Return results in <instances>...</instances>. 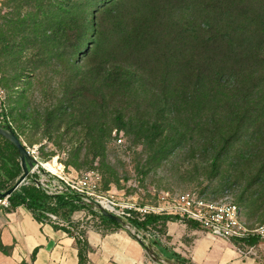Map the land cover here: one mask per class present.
I'll return each mask as SVG.
<instances>
[{
    "label": "rangeland",
    "instance_id": "rangeland-1",
    "mask_svg": "<svg viewBox=\"0 0 264 264\" xmlns=\"http://www.w3.org/2000/svg\"><path fill=\"white\" fill-rule=\"evenodd\" d=\"M228 24L249 26L242 43L219 39ZM0 112L40 162L86 175L95 194L185 217L177 196L189 192L235 204L253 233L264 220V0H0ZM79 210L55 215L83 239L113 228L138 243L133 226ZM174 221L184 233L145 227L162 253L148 264H194L206 248L207 228ZM248 247L233 245L264 264Z\"/></svg>",
    "mask_w": 264,
    "mask_h": 264
},
{
    "label": "crops",
    "instance_id": "crops-1",
    "mask_svg": "<svg viewBox=\"0 0 264 264\" xmlns=\"http://www.w3.org/2000/svg\"><path fill=\"white\" fill-rule=\"evenodd\" d=\"M78 213L80 210L73 212L71 219ZM174 222L166 221L169 232L180 228L184 233L185 229ZM207 237L211 247L202 241L206 248L199 247L190 254L192 263L257 264L253 258L238 254L228 239L210 234ZM84 240L90 248L89 264H148L144 248L123 230L90 227L84 232ZM0 243L7 247V253L0 252V264H77L74 237L49 222L36 221L22 204L14 208L0 205ZM248 248L251 253L261 251L264 255V241Z\"/></svg>",
    "mask_w": 264,
    "mask_h": 264
},
{
    "label": "built area",
    "instance_id": "built-area-1",
    "mask_svg": "<svg viewBox=\"0 0 264 264\" xmlns=\"http://www.w3.org/2000/svg\"><path fill=\"white\" fill-rule=\"evenodd\" d=\"M28 152L32 155L29 150ZM23 184H33L48 196H77V199H73V203L81 206V209L96 214H100L99 210L103 209L119 217L122 221L121 225L126 228L131 226L129 223L131 219L140 221L143 215L149 212L146 208L133 207L114 201L109 196L95 194L86 175L74 180L70 176L61 174L60 171L57 172L55 169H47L42 164H36L29 170L28 176ZM177 202L186 214V217L198 219L202 226L209 230L212 236L229 239L235 233L246 232L239 220L237 206L233 203L202 201L201 199L194 198L189 192L178 195ZM0 205L3 207L8 206L6 198L0 199ZM22 205L25 206L24 203ZM44 216V221L56 225L59 228H65L76 239H83L67 222L61 220L56 215L45 212ZM132 231L135 232L134 236L138 241L142 243V247L145 246L151 252L154 251V248L149 246L152 236L147 231L134 228ZM253 233L258 234L260 239H264V220L253 230ZM151 252L149 253L151 254ZM151 256L153 257L152 254Z\"/></svg>",
    "mask_w": 264,
    "mask_h": 264
},
{
    "label": "trees",
    "instance_id": "trees-1",
    "mask_svg": "<svg viewBox=\"0 0 264 264\" xmlns=\"http://www.w3.org/2000/svg\"><path fill=\"white\" fill-rule=\"evenodd\" d=\"M258 27H253L254 30H257ZM249 30V26L245 24H233V25H223L220 28L219 39L224 40L227 44L231 41H235L237 44H240L244 41L245 38L243 36H247V32ZM257 33V32H256ZM252 35V34H251ZM226 37V38H225ZM260 44V43H258ZM0 126L9 127L5 120L3 114L0 112ZM11 154L17 157L16 151L14 147L8 143L6 140L0 137V191L8 188L13 181L17 178L20 173L19 163H12L10 158ZM8 184H10L8 186ZM73 199H77V196L71 195L70 197H65L63 195H55L48 196L42 193L36 186L33 184H21L18 186L8 197H6V201L8 202L9 208H14L17 205L25 204V207L29 210L32 217L36 221H44L45 212H50L52 214H56L55 212L58 209H63L64 216H69L70 213L77 211L81 208V206L74 204ZM100 218L106 220L107 222L113 224L114 226H118L117 223L104 218L99 214ZM61 219V218H60ZM182 219L185 224L192 228H198L202 226L197 220L189 218V217H179L177 215L171 214H156L152 212H148L143 215L142 220L138 221L136 219H131L129 221L130 225L136 229L144 230L146 226L154 224L156 222H166V221H174ZM62 220V219H61ZM64 221V220H63ZM67 222V221H65ZM68 223V222H67ZM203 227V226H202ZM65 232L67 230L65 228H61ZM230 243L233 245L243 244L246 246H252L259 240V235L255 233H235L229 239ZM75 246H76V256H77V264H89L87 259V252L89 251V246L87 245L84 239H76L74 238ZM149 246L154 248V251H150L147 247H143L146 252H151L153 258L156 255H162L158 247L150 241ZM0 252L7 253V247L3 246L0 243ZM33 257V254H32Z\"/></svg>",
    "mask_w": 264,
    "mask_h": 264
},
{
    "label": "water",
    "instance_id": "water-1",
    "mask_svg": "<svg viewBox=\"0 0 264 264\" xmlns=\"http://www.w3.org/2000/svg\"><path fill=\"white\" fill-rule=\"evenodd\" d=\"M0 137L10 143L17 154L20 173L17 178L13 181V183L3 191H0V199L8 197L18 186L23 184L24 180L28 176L29 170L36 164H41L40 160L34 156H32L27 148L21 143L19 138L15 135V133L9 127L0 126ZM43 165V164H42ZM99 213L104 218H107L117 224H121L122 221L119 217H116L103 209L99 210ZM138 243L142 245L140 241Z\"/></svg>",
    "mask_w": 264,
    "mask_h": 264
},
{
    "label": "bare ground",
    "instance_id": "bare-ground-1",
    "mask_svg": "<svg viewBox=\"0 0 264 264\" xmlns=\"http://www.w3.org/2000/svg\"><path fill=\"white\" fill-rule=\"evenodd\" d=\"M41 164H43V163H41ZM43 166H45L44 164H43ZM47 169H49L47 166H45Z\"/></svg>",
    "mask_w": 264,
    "mask_h": 264
}]
</instances>
